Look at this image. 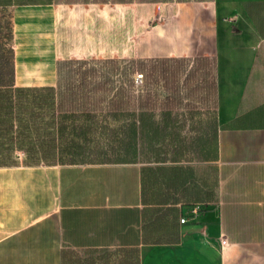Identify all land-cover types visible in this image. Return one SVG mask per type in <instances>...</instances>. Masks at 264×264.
<instances>
[{"label": "crops", "instance_id": "crops-1", "mask_svg": "<svg viewBox=\"0 0 264 264\" xmlns=\"http://www.w3.org/2000/svg\"><path fill=\"white\" fill-rule=\"evenodd\" d=\"M0 10L15 86H55L60 60L156 59L166 129L136 159L47 163L0 126V264H264V0Z\"/></svg>", "mask_w": 264, "mask_h": 264}, {"label": "trees", "instance_id": "trees-1", "mask_svg": "<svg viewBox=\"0 0 264 264\" xmlns=\"http://www.w3.org/2000/svg\"><path fill=\"white\" fill-rule=\"evenodd\" d=\"M130 3L164 0H54ZM0 21V126H18L16 146L32 162H117L154 151L166 130L155 119L156 59H68L57 62L55 86L14 84L12 28ZM142 74L136 84L135 73ZM168 96L163 114L170 120ZM57 113V114H56Z\"/></svg>", "mask_w": 264, "mask_h": 264}, {"label": "built area", "instance_id": "built-area-1", "mask_svg": "<svg viewBox=\"0 0 264 264\" xmlns=\"http://www.w3.org/2000/svg\"><path fill=\"white\" fill-rule=\"evenodd\" d=\"M134 80H135L136 84H141L142 83V74L136 73L134 75ZM203 214H204V208L201 205H193L188 209L187 213H185L180 218V222L183 223L187 220L197 221Z\"/></svg>", "mask_w": 264, "mask_h": 264}, {"label": "rangeland", "instance_id": "rangeland-1", "mask_svg": "<svg viewBox=\"0 0 264 264\" xmlns=\"http://www.w3.org/2000/svg\"><path fill=\"white\" fill-rule=\"evenodd\" d=\"M9 17V13L7 11H3V10H0V21L2 22V27H3V31H6L7 29V25H6V21ZM137 73V72H136ZM135 73V74H136ZM211 104V103H210ZM212 105V104H211ZM136 159V158H135Z\"/></svg>", "mask_w": 264, "mask_h": 264}]
</instances>
